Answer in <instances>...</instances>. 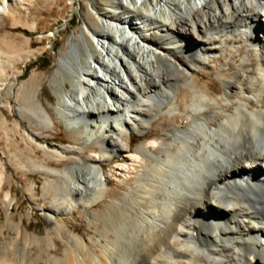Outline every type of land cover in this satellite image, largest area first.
<instances>
[{
	"label": "bare ground",
	"instance_id": "6f19581e",
	"mask_svg": "<svg viewBox=\"0 0 264 264\" xmlns=\"http://www.w3.org/2000/svg\"><path fill=\"white\" fill-rule=\"evenodd\" d=\"M96 16L101 30L87 27V32L98 50L86 51L89 60L82 59L79 37L61 54L58 70L72 87L61 95L59 107L67 124L82 126L87 141L102 138L108 150L99 146L90 166L78 167L75 177L55 173L54 207L46 220L67 248L57 258L51 250L58 246L55 237L34 236L31 241L47 246L38 259L264 264V52L259 56L256 45L264 39V0H115ZM2 40L0 54L7 39ZM244 47L258 57L252 67ZM236 61L237 83L227 79ZM211 70L230 98L239 96L235 107L221 106L214 99L215 83H203ZM184 89L191 93L185 100L189 122L170 139L132 148L134 133L157 135L152 133L156 118L169 114L177 121ZM37 94L25 108L48 129L53 122ZM114 153L124 160L121 171L135 176L133 183L119 179L129 188L122 200L112 198L100 163L114 160ZM100 203L104 209L86 217L94 233L88 240L58 220ZM22 250L23 260H29L28 243ZM38 259L26 264H39ZM0 264L14 263L0 255Z\"/></svg>",
	"mask_w": 264,
	"mask_h": 264
},
{
	"label": "rangeland",
	"instance_id": "374dc122",
	"mask_svg": "<svg viewBox=\"0 0 264 264\" xmlns=\"http://www.w3.org/2000/svg\"><path fill=\"white\" fill-rule=\"evenodd\" d=\"M114 1L10 0L7 3V0H0L4 5L0 11V41L7 39L5 50L0 54V255L14 264L29 263V260L38 259V255L46 252V245L41 247L31 241L34 236L55 237L58 246L51 250L55 251L57 258L63 257L67 244L56 235L55 224L46 220L49 210L54 207L55 173L75 177L78 167L90 166L89 157L93 151H99V146L108 150L102 138L87 141L82 126L75 128L64 120L59 107L60 97L72 85L69 77L58 70V64L62 52L69 49L78 37L84 61L89 60L86 56L88 49L94 52L98 50L87 27L100 31L101 23L96 12L109 11ZM256 45L260 56L264 52V39L256 40ZM251 49L244 47L248 53L246 65L252 67L259 60L257 56L251 55ZM238 64L239 61H236L227 77L235 83L237 72L240 71ZM211 71L205 72L203 83H215L219 93H216L214 99H219L221 106L235 107L239 103V96L230 98V90L224 86L218 73ZM34 91L38 93L37 100L52 119L53 124L48 129L25 108ZM190 95V91L184 89L178 99L183 109L175 113L177 121H172L169 114L156 118L152 133L157 135L143 137L142 134L134 133L131 147L138 148L156 138L170 139L176 129L190 120V110L185 105ZM41 146L49 150L44 151L39 148ZM73 147L76 149L72 150ZM110 157H114V160L100 162L103 165L102 172L109 182V188H112V198L122 200L129 188L119 183V179L123 181L128 177L129 183H133L135 176L121 171L124 160H120L118 154H110ZM111 200L108 198L105 202L110 203ZM127 200L132 203L130 197ZM101 209H104L102 203L89 211L78 207L73 215L58 216V220L67 223L74 234L88 240L94 233L86 224L87 214L93 211L98 213ZM18 227L23 234H18ZM25 235L29 236L28 241H25ZM27 243L32 254L26 261L22 258V248ZM38 260L39 264H46ZM229 264L240 263L232 261Z\"/></svg>",
	"mask_w": 264,
	"mask_h": 264
}]
</instances>
